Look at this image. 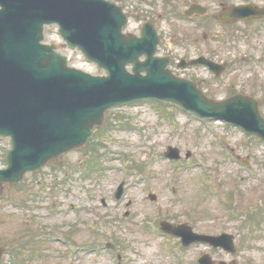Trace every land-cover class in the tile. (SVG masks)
I'll return each instance as SVG.
<instances>
[{
	"label": "rangeland",
	"instance_id": "374dc122",
	"mask_svg": "<svg viewBox=\"0 0 264 264\" xmlns=\"http://www.w3.org/2000/svg\"><path fill=\"white\" fill-rule=\"evenodd\" d=\"M194 1L210 7L205 21L196 18V24L186 21L176 9L183 10ZM222 1L264 4V0H126L127 13L132 15L127 30H136L143 21L142 15L136 18L134 14L140 8L165 33L164 51L177 47L178 41L179 58L211 51L228 66L236 65L238 71L221 80H215L206 68L179 72L196 78L214 99L247 86V93L260 98L264 114V25L253 33L248 29L258 23H234L224 43L218 42L221 36L216 40L212 35L226 28L212 16L222 9ZM45 34L46 42H56L71 65L93 74L105 73L79 50L69 48L57 25H49ZM200 49L203 51L197 52ZM105 116L104 126L97 128L87 146L4 187L0 198V245L5 248L1 264H117L116 252L105 248L107 242L122 253V264H193L192 258L197 260L204 252L227 264L235 260V264H264V141L237 126L220 120L203 122L172 104L164 106L152 99L113 107ZM169 145L180 150L178 162L164 156ZM10 147V138H0V167L6 165ZM188 152L192 155L185 158ZM245 160L250 169L243 164ZM122 181L126 182L125 195L117 200L115 191ZM23 201L26 206L21 208ZM163 220L189 223L200 233H232L240 249L230 254L196 244L188 248V261L183 263L171 252L180 239L159 234ZM45 232L56 242L35 238ZM65 232L86 246L81 254L59 241ZM164 240H169L168 245ZM87 244L99 247L87 250ZM64 250L72 254H64Z\"/></svg>",
	"mask_w": 264,
	"mask_h": 264
},
{
	"label": "water",
	"instance_id": "95a60500",
	"mask_svg": "<svg viewBox=\"0 0 264 264\" xmlns=\"http://www.w3.org/2000/svg\"><path fill=\"white\" fill-rule=\"evenodd\" d=\"M227 15L229 20L262 16L264 7L233 6L222 19ZM54 22L69 46L79 47L108 75L93 76L70 67L54 43L43 44L44 25ZM125 23L121 10L103 0H0V135L13 139L8 166L0 169V194L5 182L17 183L27 171L83 147L95 126L103 125L108 108L136 99L174 102L264 139V117L256 99L236 95L211 100L195 82L175 75L167 67L168 57H154L159 40L149 24L139 38L122 33ZM143 54L147 58L141 62ZM198 62L214 66L204 58L191 63ZM128 63L133 64V72ZM167 154L179 157L178 149L169 148ZM163 228L183 236L185 243L200 240L236 251L230 234L201 235L192 226L168 222ZM2 252L0 247V258ZM202 261L210 262L207 256Z\"/></svg>",
	"mask_w": 264,
	"mask_h": 264
},
{
	"label": "flooded vegetation",
	"instance_id": "af4514ba",
	"mask_svg": "<svg viewBox=\"0 0 264 264\" xmlns=\"http://www.w3.org/2000/svg\"><path fill=\"white\" fill-rule=\"evenodd\" d=\"M194 2H196V1H194ZM199 3H201V2H199ZM202 4H204V3H202ZM221 4H222V8H224L226 5H228V4H231V3H228V2H225V1H222L221 2ZM204 5H206V4H204ZM207 6V5H206ZM208 7V9H207V11H209L210 10V7L209 6H207ZM208 13V12H207ZM215 20H216V18L218 17L217 16V14H215L214 16H212ZM196 18H199V20H201V21H205V19H204V16L203 15H195V19ZM232 25V24H231ZM231 25L230 24H226V23H222V22H219V26H223V28H226V30H224V31H220V29H219V31H218V33H220V34H213L212 36L214 37H216V36H221L220 37V39L218 40V37H216V40H218V42H223L224 43V41L226 40V38H227V34H228V32H229V27H231ZM196 34V33H195ZM203 37H208V34L205 32L204 34H203ZM194 41H195V44H196V38L194 39ZM223 46V45H222ZM228 46V45H227ZM226 46V47H227ZM213 47H214V44L213 43H211L210 44V48L211 49H213ZM226 47H224V48H226ZM213 51H216V50H214L213 49ZM174 60H175V56L174 55H172V66L173 67H176L175 65V63H174ZM227 65V64H226ZM228 71H230V68H228V66H226L225 67V70H224V73L221 75V77L224 75V74H226ZM221 77H219V78H221ZM243 89H245V88H243ZM264 93V90H262V94Z\"/></svg>",
	"mask_w": 264,
	"mask_h": 264
}]
</instances>
